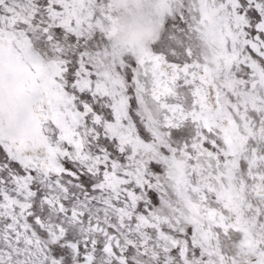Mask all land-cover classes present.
I'll use <instances>...</instances> for the list:
<instances>
[{
	"label": "snow or ice",
	"instance_id": "obj_1",
	"mask_svg": "<svg viewBox=\"0 0 264 264\" xmlns=\"http://www.w3.org/2000/svg\"><path fill=\"white\" fill-rule=\"evenodd\" d=\"M0 264H264V0H0Z\"/></svg>",
	"mask_w": 264,
	"mask_h": 264
}]
</instances>
